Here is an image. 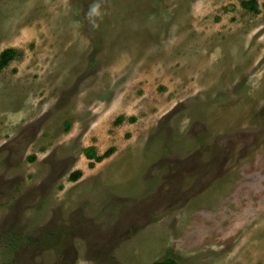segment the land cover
<instances>
[{"label": "rangeland", "instance_id": "obj_1", "mask_svg": "<svg viewBox=\"0 0 264 264\" xmlns=\"http://www.w3.org/2000/svg\"><path fill=\"white\" fill-rule=\"evenodd\" d=\"M242 1L103 0L92 29V0H0V264H264V0Z\"/></svg>", "mask_w": 264, "mask_h": 264}, {"label": "trees", "instance_id": "obj_2", "mask_svg": "<svg viewBox=\"0 0 264 264\" xmlns=\"http://www.w3.org/2000/svg\"><path fill=\"white\" fill-rule=\"evenodd\" d=\"M240 6L245 9L246 11L252 13V14H258L259 8L256 0H248V1H242L240 3ZM16 57V52L13 49H6L0 53V72L5 69L12 60ZM123 117H119L114 122V125H119L123 122ZM129 122H134L133 118L129 119ZM114 152V148H111L107 150L103 155L97 156L95 154V150L93 147L87 148L83 151V155L85 158L89 161H94L95 163H100L104 159L111 156ZM90 167H92V164H90ZM81 176V173L79 171L73 172L69 176L70 182H76ZM152 264H180L178 261L174 259H164L157 262H154Z\"/></svg>", "mask_w": 264, "mask_h": 264}, {"label": "clouds", "instance_id": "obj_3", "mask_svg": "<svg viewBox=\"0 0 264 264\" xmlns=\"http://www.w3.org/2000/svg\"><path fill=\"white\" fill-rule=\"evenodd\" d=\"M102 2L103 0H92L89 4L87 11L84 14V19L89 23L92 29L97 28L98 21L102 20ZM78 23V22H77Z\"/></svg>", "mask_w": 264, "mask_h": 264}, {"label": "crops", "instance_id": "obj_4", "mask_svg": "<svg viewBox=\"0 0 264 264\" xmlns=\"http://www.w3.org/2000/svg\"><path fill=\"white\" fill-rule=\"evenodd\" d=\"M183 59V57L182 58H180V62H181V60ZM183 60H185V59H183ZM119 117H123V122L121 123V124H119V125H114V122L116 121V119L117 118H119ZM116 119H115V121L113 122V125L114 126H119L120 128H122V129H125L124 131H131V130H126V129H129V128H131V127H133V126H135V125H137V124H139V118H138V116L136 115V114H131V115H128V116H118ZM130 118H133L134 119V122H129V119ZM90 148V147H89ZM94 148V147H93ZM87 149V148H86ZM111 149V148H110ZM85 150V149H84ZM94 150H95V148H94ZM109 150V149H108ZM95 154L97 155V156H101V155H103V154H101V155H98L97 153H96V151H95ZM105 160V159H104ZM89 161V160H88ZM90 163L89 164H97V163H95L94 161H89ZM102 162V161H101Z\"/></svg>", "mask_w": 264, "mask_h": 264}]
</instances>
